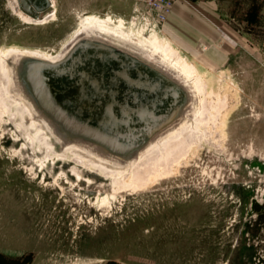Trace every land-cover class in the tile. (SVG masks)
Here are the masks:
<instances>
[{
  "label": "rangeland",
  "instance_id": "obj_1",
  "mask_svg": "<svg viewBox=\"0 0 264 264\" xmlns=\"http://www.w3.org/2000/svg\"><path fill=\"white\" fill-rule=\"evenodd\" d=\"M51 5L27 12L51 17L32 25L0 0V53L60 55L85 17L122 18L197 67L202 135L169 171L115 193L123 180L35 154L0 93V264H264V0H225L219 16L205 5L183 38L132 25V0Z\"/></svg>",
  "mask_w": 264,
  "mask_h": 264
},
{
  "label": "water",
  "instance_id": "obj_2",
  "mask_svg": "<svg viewBox=\"0 0 264 264\" xmlns=\"http://www.w3.org/2000/svg\"><path fill=\"white\" fill-rule=\"evenodd\" d=\"M36 16L51 0H22ZM14 87L64 141L127 162L192 106L185 85L106 40L81 36L58 61L20 57Z\"/></svg>",
  "mask_w": 264,
  "mask_h": 264
},
{
  "label": "bare ground",
  "instance_id": "obj_3",
  "mask_svg": "<svg viewBox=\"0 0 264 264\" xmlns=\"http://www.w3.org/2000/svg\"><path fill=\"white\" fill-rule=\"evenodd\" d=\"M10 6L15 14L27 24L41 25L51 20L49 15L44 16V19L31 17L21 7V0H10ZM127 24L122 18L115 20L110 16L105 18L87 16L81 20L79 28L64 45L62 53L58 56L54 57L38 51L15 49L0 53L1 98L9 103V111L15 117L22 136L29 139L30 149L37 155L44 153L47 158H59L60 160L75 162L78 166L85 167L98 176L123 180L124 182H120L121 186L114 190L115 193H119L124 188H136L145 185L150 182L151 176L155 173L169 171L170 165L179 162L194 143L199 141L200 138L196 139V136L202 135L200 117L203 109L201 96L204 86L196 67L184 60L173 46L161 43L157 37L147 38L141 33L130 32ZM92 29L100 33L92 37L106 40L133 54L135 52L128 47L138 46L146 50L152 57L159 59L167 66L162 67L142 58L185 85L191 94L192 105H194L192 113L186 112L180 123L154 139L135 159L127 162H120L103 156L87 146L62 140L49 122L39 117L31 102L14 87L13 66L17 58L32 57L56 62L68 52L79 37ZM156 31L152 29V32L155 33ZM42 165L43 163H40L38 166ZM72 174L79 176L77 172ZM128 176H131L129 182L125 180ZM108 199L109 197H106L104 202L107 203Z\"/></svg>",
  "mask_w": 264,
  "mask_h": 264
},
{
  "label": "crops",
  "instance_id": "obj_4",
  "mask_svg": "<svg viewBox=\"0 0 264 264\" xmlns=\"http://www.w3.org/2000/svg\"><path fill=\"white\" fill-rule=\"evenodd\" d=\"M224 3L225 0H179L165 24V29L178 38L195 37L197 28L194 24L188 23L189 20L195 19V11L207 13L205 5H210L215 11L213 14L219 16ZM170 45L174 46L171 42Z\"/></svg>",
  "mask_w": 264,
  "mask_h": 264
},
{
  "label": "built area",
  "instance_id": "obj_5",
  "mask_svg": "<svg viewBox=\"0 0 264 264\" xmlns=\"http://www.w3.org/2000/svg\"><path fill=\"white\" fill-rule=\"evenodd\" d=\"M132 23L144 20L153 30L161 31L179 0H132Z\"/></svg>",
  "mask_w": 264,
  "mask_h": 264
},
{
  "label": "flooded vegetation",
  "instance_id": "obj_6",
  "mask_svg": "<svg viewBox=\"0 0 264 264\" xmlns=\"http://www.w3.org/2000/svg\"><path fill=\"white\" fill-rule=\"evenodd\" d=\"M98 34H100V33H98L97 30L92 29V30L85 32L83 36H91L92 37V36H95ZM128 48L131 49V51L135 52V55H137L143 59L146 58L147 60L151 61L150 63L157 64V65L162 66V67L167 66L163 62H161L159 59L152 57L146 50L141 49L138 46H129ZM56 56H58V55H56Z\"/></svg>",
  "mask_w": 264,
  "mask_h": 264
}]
</instances>
